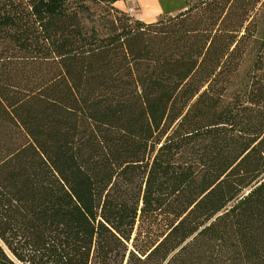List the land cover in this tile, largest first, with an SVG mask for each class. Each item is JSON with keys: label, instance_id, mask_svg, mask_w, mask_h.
Here are the masks:
<instances>
[{"label": "trees", "instance_id": "16d2710c", "mask_svg": "<svg viewBox=\"0 0 264 264\" xmlns=\"http://www.w3.org/2000/svg\"><path fill=\"white\" fill-rule=\"evenodd\" d=\"M118 1L0 0V264H264L263 0Z\"/></svg>", "mask_w": 264, "mask_h": 264}, {"label": "crops", "instance_id": "0c3cea01", "mask_svg": "<svg viewBox=\"0 0 264 264\" xmlns=\"http://www.w3.org/2000/svg\"><path fill=\"white\" fill-rule=\"evenodd\" d=\"M187 0H120L114 4L116 8L119 4L123 5V9H119L127 13L132 6L136 7V12L132 15L135 19L151 23L164 15H174L182 12L187 7Z\"/></svg>", "mask_w": 264, "mask_h": 264}, {"label": "rangeland", "instance_id": "374dc122", "mask_svg": "<svg viewBox=\"0 0 264 264\" xmlns=\"http://www.w3.org/2000/svg\"><path fill=\"white\" fill-rule=\"evenodd\" d=\"M191 1H193V0H191ZM196 1H199V0H195V2ZM242 1L250 2L251 0H242ZM222 3L223 2H221V0H219L217 4L220 5L219 7H222ZM117 7H118L117 9H123L122 4H119ZM226 7H227V5H226ZM127 12L133 15L136 12V7L132 6L131 8H129V10ZM252 27H253L252 31H254L253 34H254L255 38H253L252 40H249L251 42L248 45V48L246 50L247 55L244 58H245L246 62H252L257 57H260L261 63L263 64L262 66H264V49L259 51V46H260L262 38L264 36V0H263V5L260 8L259 13L254 16V22H253ZM6 254H7V256L10 257L8 252H6Z\"/></svg>", "mask_w": 264, "mask_h": 264}, {"label": "built area", "instance_id": "2783aa9c", "mask_svg": "<svg viewBox=\"0 0 264 264\" xmlns=\"http://www.w3.org/2000/svg\"><path fill=\"white\" fill-rule=\"evenodd\" d=\"M130 14V13H129ZM15 264H19V263H17V262H14Z\"/></svg>", "mask_w": 264, "mask_h": 264}]
</instances>
